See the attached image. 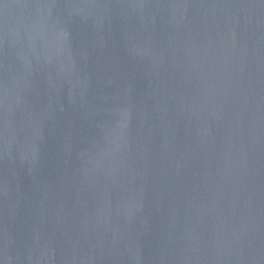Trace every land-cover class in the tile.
Returning a JSON list of instances; mask_svg holds the SVG:
<instances>
[{"label":"water","instance_id":"water-1","mask_svg":"<svg viewBox=\"0 0 264 264\" xmlns=\"http://www.w3.org/2000/svg\"><path fill=\"white\" fill-rule=\"evenodd\" d=\"M0 264H264V0H0Z\"/></svg>","mask_w":264,"mask_h":264}]
</instances>
